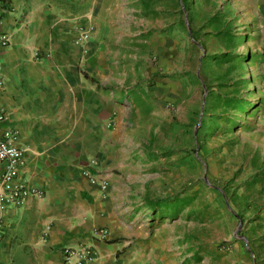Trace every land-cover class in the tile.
Here are the masks:
<instances>
[{"label":"crops","instance_id":"0c3cea01","mask_svg":"<svg viewBox=\"0 0 264 264\" xmlns=\"http://www.w3.org/2000/svg\"><path fill=\"white\" fill-rule=\"evenodd\" d=\"M125 1L0 0V35L11 37L0 45V105L10 113L0 134L18 131V179L45 193L1 214L0 264H67L64 249L81 246L95 249L89 264H159L164 239L134 219L130 185L145 165V130L162 137L157 123L174 122L179 84L156 77L149 88L142 47L123 28H103L129 23ZM237 3L264 87V0ZM81 25L94 27L86 44Z\"/></svg>","mask_w":264,"mask_h":264},{"label":"rangeland","instance_id":"374dc122","mask_svg":"<svg viewBox=\"0 0 264 264\" xmlns=\"http://www.w3.org/2000/svg\"><path fill=\"white\" fill-rule=\"evenodd\" d=\"M125 2L129 23L103 28L142 47L149 88L156 77L179 84L174 122L157 123L162 137L145 130L134 219L164 239L159 264H264V87L237 0Z\"/></svg>","mask_w":264,"mask_h":264},{"label":"built area","instance_id":"2783aa9c","mask_svg":"<svg viewBox=\"0 0 264 264\" xmlns=\"http://www.w3.org/2000/svg\"><path fill=\"white\" fill-rule=\"evenodd\" d=\"M2 7V4H0ZM94 27L81 25L77 27L79 37L77 43L86 44L90 41ZM11 37L8 34L0 35V45L9 46ZM6 79L3 65L0 63V91L4 89ZM10 118V113L0 105V128ZM19 133L14 128L0 134V219L1 214L12 207H22L30 197L43 198V190L31 189L24 181L18 179L20 170L25 167L24 149L18 144ZM97 164L96 160H93ZM94 184H98L103 192L110 186L108 180H99L96 176L85 172ZM1 226V225H0ZM97 237L106 239L107 230L97 232ZM3 238V229L0 228V241ZM67 264H89L96 258V252L92 246L78 248L67 247L63 251Z\"/></svg>","mask_w":264,"mask_h":264},{"label":"trees","instance_id":"16d2710c","mask_svg":"<svg viewBox=\"0 0 264 264\" xmlns=\"http://www.w3.org/2000/svg\"><path fill=\"white\" fill-rule=\"evenodd\" d=\"M228 35H231V33H227ZM229 56V55H228ZM226 56V57H228ZM222 97H219L218 101L226 104V105H230V104H235V105H242V108L244 109V111H246L249 103H245L243 102L242 99L240 98H235V97H228L227 95H221ZM169 201H163L162 199L160 200H149V209L151 211H155L158 212L159 208H161L163 206V203H167Z\"/></svg>","mask_w":264,"mask_h":264}]
</instances>
